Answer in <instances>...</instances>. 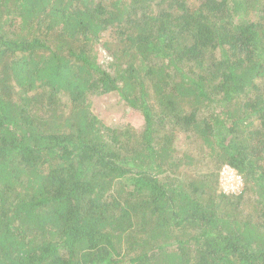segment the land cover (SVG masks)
I'll return each instance as SVG.
<instances>
[{"label":"trees","instance_id":"obj_1","mask_svg":"<svg viewBox=\"0 0 264 264\" xmlns=\"http://www.w3.org/2000/svg\"><path fill=\"white\" fill-rule=\"evenodd\" d=\"M0 264H264V0H0Z\"/></svg>","mask_w":264,"mask_h":264},{"label":"built area","instance_id":"obj_2","mask_svg":"<svg viewBox=\"0 0 264 264\" xmlns=\"http://www.w3.org/2000/svg\"><path fill=\"white\" fill-rule=\"evenodd\" d=\"M225 169L222 170V172L220 174V180L221 181L224 180L226 182L232 175H230V176L229 175H225L222 178H221V176L224 175V173H229V172H232L231 174H233L234 171L231 170L230 168H225ZM233 182L236 184V186H235L234 183H232L231 185H228L229 189L226 190V192L224 191L225 193H230V192H235V191H237L236 193H238L240 191V189H241V180L238 177H234L233 176ZM233 187H235V188H233ZM231 188H233V189H231Z\"/></svg>","mask_w":264,"mask_h":264},{"label":"rangeland","instance_id":"obj_3","mask_svg":"<svg viewBox=\"0 0 264 264\" xmlns=\"http://www.w3.org/2000/svg\"><path fill=\"white\" fill-rule=\"evenodd\" d=\"M136 125H138V124H141V122L139 121V122H136L135 123ZM224 169L226 168V167H223ZM223 169V170H224ZM226 170V169H225ZM232 172H229V173H224V175H222L221 176V178L223 177V176H225V175H232L226 182L224 181V180H220V189L222 190V191H225L226 192V190H228L229 189V186L228 185H231L232 183H234L233 182V176L234 177H238L236 174H235V172H233V174H231ZM235 184V183H234ZM235 186H236V184H235ZM233 188H235V187H233ZM233 188H231V189H233ZM237 191H235V192H230V193H236Z\"/></svg>","mask_w":264,"mask_h":264}]
</instances>
